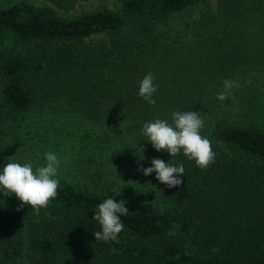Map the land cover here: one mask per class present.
I'll return each instance as SVG.
<instances>
[{
    "label": "trees",
    "instance_id": "obj_1",
    "mask_svg": "<svg viewBox=\"0 0 264 264\" xmlns=\"http://www.w3.org/2000/svg\"><path fill=\"white\" fill-rule=\"evenodd\" d=\"M175 111L203 115L208 168L147 141ZM48 151L47 208L0 189V264H264V0H0V172ZM154 158L182 163L183 184L144 176ZM110 197L129 210L118 243L94 236Z\"/></svg>",
    "mask_w": 264,
    "mask_h": 264
},
{
    "label": "clouds",
    "instance_id": "obj_2",
    "mask_svg": "<svg viewBox=\"0 0 264 264\" xmlns=\"http://www.w3.org/2000/svg\"><path fill=\"white\" fill-rule=\"evenodd\" d=\"M155 76L146 74L139 85V95L149 104L154 105V94L158 85L154 83ZM223 89L217 94V99L224 101L231 95L230 89L239 87L234 81L224 80ZM172 123L168 120L156 119L143 125L142 132L157 151H166L170 157L179 154L194 161L201 169L208 168L215 161V152L212 142L201 135L204 127L203 115L198 111H175L172 113ZM144 149L142 148V152ZM46 165L33 168L30 163L9 162L0 172V189L5 194L12 193L22 205L30 206L35 212L48 207L50 202L58 195L59 180L58 168L61 161L57 155L48 151L45 153ZM143 160V155L142 158ZM151 167L139 170L144 176L155 173V179L168 188H177L183 184L184 165L165 163L162 159L154 158ZM126 202H116L115 198H107L100 203L97 214L93 217L100 226V231L94 232L95 241L119 242L118 236L124 229L121 221L122 215L129 213Z\"/></svg>",
    "mask_w": 264,
    "mask_h": 264
},
{
    "label": "rangeland",
    "instance_id": "obj_3",
    "mask_svg": "<svg viewBox=\"0 0 264 264\" xmlns=\"http://www.w3.org/2000/svg\"><path fill=\"white\" fill-rule=\"evenodd\" d=\"M95 6V2L93 4H86V3H83V4H80V5H76L72 10H70V14H77L81 11H88L90 9H92L93 7ZM192 13V12H191ZM10 45H14V44H10ZM18 48V47H17ZM23 154V152H22ZM21 164H24L25 162L23 161H20ZM31 164V163H30ZM34 168V167H33ZM139 203H141L139 200H137ZM144 204V203H142Z\"/></svg>",
    "mask_w": 264,
    "mask_h": 264
}]
</instances>
